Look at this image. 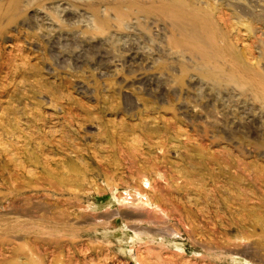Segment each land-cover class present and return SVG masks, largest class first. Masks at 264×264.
<instances>
[{"label": "rangeland", "instance_id": "obj_1", "mask_svg": "<svg viewBox=\"0 0 264 264\" xmlns=\"http://www.w3.org/2000/svg\"><path fill=\"white\" fill-rule=\"evenodd\" d=\"M0 264H264V0H0Z\"/></svg>", "mask_w": 264, "mask_h": 264}]
</instances>
